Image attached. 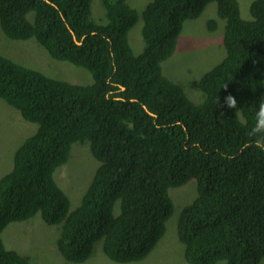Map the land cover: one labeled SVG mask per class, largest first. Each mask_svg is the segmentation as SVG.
Listing matches in <instances>:
<instances>
[{
  "label": "trees",
  "instance_id": "trees-1",
  "mask_svg": "<svg viewBox=\"0 0 264 264\" xmlns=\"http://www.w3.org/2000/svg\"><path fill=\"white\" fill-rule=\"evenodd\" d=\"M215 1L225 19L223 58L198 80L193 103L166 77L183 22ZM0 0L11 38H34L55 59L90 71L71 83L0 55V97L37 124L0 177V264H30L7 249L11 222L39 214L60 224L57 249L81 263L102 239L114 262L144 258L173 213L169 189L196 180L197 196L179 214L176 233L189 264H259L264 258V0L240 16L238 0H150L142 12L144 47L128 31L138 12L127 0ZM32 14L31 19L28 16ZM210 30L216 21H208ZM89 144L98 167L79 204L55 180L74 143ZM119 204V211L114 207ZM222 264V263H221Z\"/></svg>",
  "mask_w": 264,
  "mask_h": 264
},
{
  "label": "rangeland",
  "instance_id": "rangeland-1",
  "mask_svg": "<svg viewBox=\"0 0 264 264\" xmlns=\"http://www.w3.org/2000/svg\"><path fill=\"white\" fill-rule=\"evenodd\" d=\"M149 1L127 0L138 12L136 23L128 31V42L134 54L141 53L144 47L142 12ZM238 1L240 16L246 20L252 19L250 4L253 0ZM31 16L28 18L31 19ZM91 16L96 23L106 22L101 0H92ZM211 19L216 21L214 30L208 27ZM224 27L225 19L217 14V3L208 2L198 17L183 22L174 52L161 64L163 74L178 83L195 104L203 99L197 85L199 78L225 54ZM0 55L53 78L78 84H90L93 81L88 69L51 57L34 38L8 37L1 25ZM36 129L37 124L25 120L16 108L0 97V177L11 169L15 150ZM98 164L90 152L89 144L79 142L72 145L67 162L55 170V180L69 196L71 209L79 204ZM169 195L173 201V213L166 221V232L148 255L138 261L120 263L110 260L102 250L103 240L99 239L85 261L70 263L60 255L56 246L61 225H49L39 214L9 223L2 231L1 238L7 249L28 256L30 264H189L183 256L184 246L178 240L176 224L181 209L197 196L196 180L191 179L183 185L170 188ZM114 211L118 213L119 204L115 205ZM259 264H264V258Z\"/></svg>",
  "mask_w": 264,
  "mask_h": 264
}]
</instances>
